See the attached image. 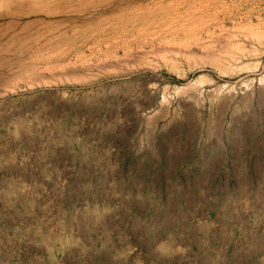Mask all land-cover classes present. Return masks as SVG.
I'll return each mask as SVG.
<instances>
[{
  "label": "rangeland",
  "instance_id": "rangeland-1",
  "mask_svg": "<svg viewBox=\"0 0 264 264\" xmlns=\"http://www.w3.org/2000/svg\"><path fill=\"white\" fill-rule=\"evenodd\" d=\"M246 123H264V0H0V264H48L63 220L133 207L86 190L134 180L56 177V160L117 157L125 138L198 146ZM253 183L194 196L214 206L194 221L233 203L247 233L264 218Z\"/></svg>",
  "mask_w": 264,
  "mask_h": 264
},
{
  "label": "crops",
  "instance_id": "crops-1",
  "mask_svg": "<svg viewBox=\"0 0 264 264\" xmlns=\"http://www.w3.org/2000/svg\"><path fill=\"white\" fill-rule=\"evenodd\" d=\"M200 127L207 131L206 124ZM215 127L213 136L199 134L203 144L198 146L145 141L128 150L125 138L117 157L79 159L72 151L67 159L56 160V177L134 180L130 186L86 190L130 195L134 205L127 210V199L112 205L109 198L108 218L81 220L76 230L73 222L63 220L48 264H264V218L254 216L243 234L233 203L226 205L230 214L224 219H193L214 209L194 196L255 190V179L263 182L264 193V123ZM259 206L264 212V203Z\"/></svg>",
  "mask_w": 264,
  "mask_h": 264
},
{
  "label": "bare ground",
  "instance_id": "bare-ground-1",
  "mask_svg": "<svg viewBox=\"0 0 264 264\" xmlns=\"http://www.w3.org/2000/svg\"><path fill=\"white\" fill-rule=\"evenodd\" d=\"M205 4H206V3H205ZM76 8H77V7H76ZM74 9H75V8H74ZM83 9H84V8H83ZM58 10H59V9H58ZM58 10H57V11H58ZM67 10H68V9H67ZM70 11H73V9H72V10H70ZM74 11H75V10H74ZM76 11H77V10H76ZM78 11H79V9H78ZM67 12H68V11H67ZM251 94H252V93H251Z\"/></svg>",
  "mask_w": 264,
  "mask_h": 264
}]
</instances>
